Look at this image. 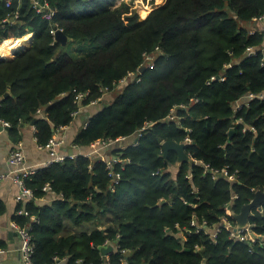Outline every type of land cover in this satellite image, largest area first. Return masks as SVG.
<instances>
[{"label":"trees","instance_id":"obj_1","mask_svg":"<svg viewBox=\"0 0 264 264\" xmlns=\"http://www.w3.org/2000/svg\"><path fill=\"white\" fill-rule=\"evenodd\" d=\"M118 1L49 0L56 15L48 20L32 0H0V43L34 33L29 49L0 58V123L9 122L15 141L21 124L36 120L37 142L45 146L54 129L73 121L76 92L89 94L83 105L101 99L104 89L139 70L146 53L156 54L153 66L139 71L141 81L129 82L75 140L90 146L137 139L142 130L136 145L122 150L131 162L124 170L114 167L122 177L114 191L111 170L85 153L39 168L26 180L33 199L45 196L46 184L60 197L28 203L38 219L31 230L34 263L56 264L57 257L67 258L65 264H264V245L233 240L226 229L216 243L211 235L184 239L180 232L194 215L214 231L227 202L239 213L255 190H264V101L235 107L248 93L264 91V22L256 20L264 0H166L146 17L130 15V5ZM16 12V20L4 22ZM57 26L69 41L97 47L82 57L68 53L51 33ZM249 46L256 55L247 57ZM212 76L225 80L208 84ZM179 104L187 105L177 110L185 118L165 121ZM168 140L184 142L196 163L178 165L174 151L165 158ZM201 162L237 171L238 179L205 175ZM257 215L254 229L264 241V217ZM106 240L118 244L103 255L99 247Z\"/></svg>","mask_w":264,"mask_h":264},{"label":"built area","instance_id":"obj_2","mask_svg":"<svg viewBox=\"0 0 264 264\" xmlns=\"http://www.w3.org/2000/svg\"><path fill=\"white\" fill-rule=\"evenodd\" d=\"M11 0H9L8 5L10 4ZM33 2V8L36 10V12L38 14H41L45 19L48 20H52L54 18V16L56 15V10L51 8V5L49 3V0H32ZM18 14L19 12H16L15 14H13L12 16H7L4 20V22H8V23H12L14 20H16V18H18ZM256 20H262L264 22V14L262 17L257 18ZM59 30L56 28L51 29V33L56 36L57 32ZM256 31L255 29H252L251 32ZM262 31L264 32V23L262 24ZM159 50V49H156ZM257 50L253 47V46H249L246 50V55L247 57H252L254 55H256ZM155 50L151 53H146V57H145V61L147 60L148 63H150L153 59H155ZM144 65V64H143ZM142 65V66H143ZM150 65V67L153 66V63L148 64ZM140 68L139 70H137L136 72H130L126 77L122 78L119 83L114 85L113 90L115 91H123L124 88L129 84V82L131 80H135L137 82L141 81L142 77L139 74ZM133 75H135L136 77L132 78ZM216 80H221L224 81L225 77L224 76H212L210 78V80L208 81L209 83H212ZM124 85V86H123ZM123 86V88H122ZM106 92L110 91L111 89H104ZM74 92H76V90H74ZM89 94L88 93H84V92H76V96H75V102L79 105V107L77 108V110L75 112H73L72 116L73 117H77L79 115V113L81 112V110L83 109L84 105L83 102L86 100L87 96ZM260 100V101H264V91L260 92V93H248L247 95H245L244 97H242L241 99H239L238 101H236L235 103V107L236 109H241L243 107V105L245 103H248V101L251 100ZM194 101H199V99L194 98ZM97 102H99V100H92L91 104H96ZM246 105V104H245ZM187 105L185 104H179V105H175L173 107V109L170 111L169 116L165 119V121L171 120V121H182L185 116L183 115H178L177 114V110L179 108H186ZM38 114L42 115L43 111L42 109L38 110ZM242 119H238V121H241ZM151 125V124H149ZM0 126L2 128H9L10 124L7 121H2L0 123ZM187 131L191 132L192 129L191 128H186ZM244 131L246 130H255L254 127H244L243 129ZM142 135V130L139 132V134L136 136L137 139L134 140V144L136 145V143L139 140V137ZM127 139V137H122L118 140H108V141H103L100 142L101 144H98V146H96L97 144H95V149L94 152L91 154H88L87 156H94L95 154H98V152L102 151V150H107L108 148L114 147L117 143H123L125 146H127L128 143H125L124 141ZM186 141L191 142L192 139L187 136L186 137ZM64 146V139L60 138L59 136H55L53 138L50 139V141L43 147H45L50 154V160L47 162V166L53 164L54 162H63L65 161L66 157H74L75 155H68L67 153H63L61 152V148ZM26 154L22 151L19 150H13L10 153V157H9V161L10 163L13 165V170L12 172H10L9 174H2L0 173V182L8 177H12L20 186V191H21V195L18 197V199H20V201L26 199V198H30L33 199L34 198V193L32 191L31 188L27 187L26 185V180L28 178H30L33 174L36 173V171L38 169L36 168H32L26 165ZM131 160L129 158H122L120 155L117 156H113L112 158L105 160V163L108 167L109 170H111V176H113V182L111 184V188L112 191H114L116 189V186H118L121 182V174L120 173H116L114 174V167L117 164L121 165V168L124 170L125 166L127 163H130ZM204 166V173L205 175L207 174H212V178H218L219 176H224L227 177L231 180H235L237 175L236 172L235 174L231 173L229 171V169L226 167L223 170L219 171L216 169H213L209 164L203 163L201 162ZM190 175V174H189ZM188 175V176H189ZM52 189L50 184H46L44 186V191H50ZM237 196H234V199H236ZM30 199H26V200H30ZM235 202H227L224 206L225 210H226V215L221 217V222L220 225L213 231L210 230L207 225L208 222L207 220H204L203 222H198L196 220V216L194 215L192 217V222L189 226V228H194L197 230V232H201L202 230H205L208 234L211 235L213 241L216 243L217 242V238H218V234L223 230L226 229L229 231V237L232 238L233 240L236 241H240V242H245L248 243L249 245H253L254 243H260L261 245H264V241L263 238H260L255 232H254V224L252 222H250L249 224H247L245 227H239L236 222H232L231 221V217H234L235 214V210L233 208ZM24 211L23 210H19V214L23 215ZM257 214H259L260 216L264 217V205L261 209L257 210ZM254 215V214H253ZM34 222H37V218H34ZM12 226L14 228V230L19 234L20 239H21V247H20V253L21 256L25 262V264H35L34 263V254L36 251V244L34 241V237L32 235V228L31 227H22L16 220L13 221ZM177 228H180V225L177 224L176 225ZM180 232L183 233V237L184 239H188L190 236H192V231H185V230H181ZM118 237H120V235H118ZM118 242L117 240H106L104 242L103 245H101L99 248L103 249V248H107L108 246H113V251L115 250V247L117 248ZM122 252L125 253L126 250L122 249ZM54 260L56 261V264H65L68 259L67 258H63V259H59L57 257L54 258Z\"/></svg>","mask_w":264,"mask_h":264},{"label":"crops","instance_id":"obj_3","mask_svg":"<svg viewBox=\"0 0 264 264\" xmlns=\"http://www.w3.org/2000/svg\"><path fill=\"white\" fill-rule=\"evenodd\" d=\"M28 34L30 35V38L24 41L25 36H27ZM25 36L19 37V38L6 39L2 41L0 43V48L3 43H5L6 41H9L10 43H12V45H14L15 49H14V52L13 53L11 52L10 55H9L10 53L9 51L2 52L3 54L0 55V58L11 59L15 57L17 52L29 49L32 45V39H33L34 33L29 32ZM54 38L57 40L56 36H54ZM59 42L62 45L61 46L62 49H65L68 53H71V54H76L74 53V51L80 54H85L87 51L84 48H81V49L76 48L75 50L72 48V51H70V48L68 49V44L69 42H72V41H66V42L59 41ZM92 47L95 49L97 45H93ZM115 95H116V92L115 90H113V88L107 92L104 90L101 99H97L99 100V102H97L96 104H91V102L87 105L85 104L83 109L79 113V115L77 117H73V121L71 122L70 125L66 127L54 129L55 131L53 130L54 132L53 137L59 136L60 138L64 139V146L61 148L60 150L61 152L67 153L69 155L70 150H73L74 152H76L75 156H77L78 154H83V153H85V155H88L94 152L95 144H97L96 146H98V144H101L100 141L96 143H92L90 146H78L75 144V140L78 134L87 126L90 119L94 117L96 114H98L105 107L107 103H109L110 101L111 102L114 101V99L116 98ZM37 115L42 117L43 114L39 115L37 112ZM34 121L36 122V120ZM33 122L21 124L20 128H18V131H17V135H18L16 137L17 141H15L12 138L9 132V128L0 129V173L9 174L10 172H12L14 167L10 163L9 157H10V153L13 150H19L26 154V157H27L26 165L27 166L36 168V169L47 167L48 165L47 162L50 160V154H49V151L45 147L38 144L37 137H36V130H37L36 123L33 125ZM134 140H136L134 137H129L124 142L128 143L127 145L129 144L133 145ZM124 147L125 145L123 143H117L114 147L108 148L107 150H102L98 152V154H95V156H98L100 160H102L105 163V160H108L112 158L113 156H117V155L122 156V150ZM235 172L237 175L235 180H237L238 172L237 171ZM218 178H220V176ZM231 181H234V180H231ZM44 192L46 193L45 196H43L40 199L26 198L30 200L24 199L20 201V199H18V197L21 195L20 186L12 177H8L0 182V204L3 207V209L0 208V264H25L21 256V253H20L21 239H20L19 234L14 230L12 223L14 220L20 217L21 219L19 218L18 223L22 227L32 228L33 224L35 223L34 218H37V216L33 215L28 210V205H29L28 203L33 201L39 206H41L44 203L50 204L54 200L60 198L56 193L53 192V189H51L50 191H47V192L44 191ZM234 195L237 196V194H234ZM19 210H23L24 214L20 215ZM257 210L258 209H254L252 211L249 223L250 222L253 223V218L258 216ZM232 222L234 223L236 222L237 224L236 219L235 221H232ZM254 232H255V229H254ZM254 245L263 247V245H261L260 243H254L253 245H249V246L254 247Z\"/></svg>","mask_w":264,"mask_h":264},{"label":"water","instance_id":"obj_4","mask_svg":"<svg viewBox=\"0 0 264 264\" xmlns=\"http://www.w3.org/2000/svg\"><path fill=\"white\" fill-rule=\"evenodd\" d=\"M56 38L59 41H69V38L66 36L63 30H59L56 34ZM147 68L146 65L140 67V71L144 72ZM9 94H7L8 96ZM36 122H33V125ZM0 129L2 127L0 126ZM8 129V128H7ZM55 131V130H54ZM163 151L164 157L167 158L170 151H174L177 153V164L189 163L195 164L196 160L186 151V145L184 142H177L175 140H168L163 143ZM70 155H75L76 152L70 150ZM264 205V190H256L254 198L248 202L247 204L243 205L241 211L239 213L235 212L234 218L237 220V225L239 227H244L249 224L251 213L254 209H261ZM113 251V246H108L107 248L102 249L103 255H108L110 252Z\"/></svg>","mask_w":264,"mask_h":264},{"label":"rangeland","instance_id":"obj_5","mask_svg":"<svg viewBox=\"0 0 264 264\" xmlns=\"http://www.w3.org/2000/svg\"><path fill=\"white\" fill-rule=\"evenodd\" d=\"M119 2H126V3H128L130 5V9H131L130 15L131 14H134V13H139V14H142L144 17H146L154 9L162 6L166 2V0H119ZM92 46L93 45L91 43L87 42V41L69 42L68 49L70 48V51H72V48L74 50L76 48H80V49L81 48H84L85 50H87L86 51V53H87L88 51H92L94 49ZM74 53H76V54H73L76 57H82L83 56L82 54L77 53L75 51H74ZM146 64H148V61L147 60L145 61L144 65H146ZM134 77H136V76L133 75L132 78H134ZM133 81H135V80H131L130 82H133ZM115 92H116V95L115 96H117L119 92H123V91H118L117 90ZM173 171L175 172V170H173ZM174 172H173V174H174ZM182 229L185 230L186 232L191 230L192 231V235H194V234H201V233H204L206 235H210L205 230H202L201 232H197V230L195 229V227L190 229L188 226H186V227H183Z\"/></svg>","mask_w":264,"mask_h":264},{"label":"bare ground","instance_id":"obj_6","mask_svg":"<svg viewBox=\"0 0 264 264\" xmlns=\"http://www.w3.org/2000/svg\"><path fill=\"white\" fill-rule=\"evenodd\" d=\"M118 3H121V2H119L118 1ZM20 15L18 14V17H19ZM56 29H58V30H61V28H59L58 26L56 27ZM30 38V35L28 34L27 36H25V38H24V41H26V40H28ZM31 38H32V36H31ZM17 42V41H16ZM14 44V43H13ZM16 46V45H15ZM24 47V46H23ZM25 47H27V46H25ZM19 48V47H18ZM13 49V50H12ZM14 49H15V47H14V45H12V43H10L9 41H6L5 43H3L2 45H1V48H0V55H2L3 53L2 52H7V51H9L10 53H9V55L11 54V52L13 53L14 52ZM8 54V53H7ZM210 84V83H209Z\"/></svg>","mask_w":264,"mask_h":264}]
</instances>
